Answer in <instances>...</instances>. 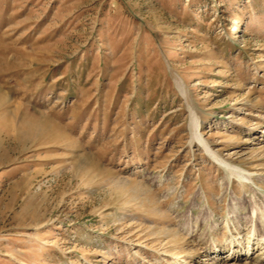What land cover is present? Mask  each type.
<instances>
[{
	"label": "rangeland",
	"instance_id": "obj_1",
	"mask_svg": "<svg viewBox=\"0 0 264 264\" xmlns=\"http://www.w3.org/2000/svg\"><path fill=\"white\" fill-rule=\"evenodd\" d=\"M253 208L264 0H0V264H259Z\"/></svg>",
	"mask_w": 264,
	"mask_h": 264
},
{
	"label": "bare ground",
	"instance_id": "obj_2",
	"mask_svg": "<svg viewBox=\"0 0 264 264\" xmlns=\"http://www.w3.org/2000/svg\"><path fill=\"white\" fill-rule=\"evenodd\" d=\"M183 89V88H182ZM193 128H194V131H193V134H194V137L198 140V142L204 147V149L208 152V154H210L221 166H223L227 171H230L231 172V174H234V175H236L238 178H239V180L242 182V184L243 183H245V182H248V183H251L252 181H254V179H253V177H251V175H250V172H246V170L244 169V168H242V167H240V166H238V165H236V164H233V163H231V162H229V161H226L225 159H223V158H221V157H219V155L216 153V151L210 146V144L208 143V141H206V139L203 137V134L201 133V131H200V122L194 117L193 118ZM235 176V177H236ZM232 198V197H231ZM238 199V198H237ZM256 199V198H255ZM249 200V199H248ZM259 204V203H258ZM254 205V204H253ZM236 206V205H235ZM242 207V206H241ZM234 208V207H233ZM245 209L247 208V207H244ZM261 208V207H260ZM257 209V208H256ZM256 209H254L253 208V210H251V215L249 216L250 217V219H252L251 221H253V223L255 222V220L256 219H259L258 221H262V223H263V221H264V218L263 217H261V215H260V213H259V215L257 214V211H256ZM259 209V208H258ZM235 210H238V209H232V211H231V213L233 212V211H235ZM248 210V209H247ZM241 211V210H240ZM253 211V212H252ZM262 211V210H261ZM230 212V211H229ZM258 212H259V210H258ZM237 213V212H236ZM245 213H247V212H245ZM245 213H243L244 215H245ZM261 214H262V212H261ZM263 214H264V212H263ZM262 214V215H263ZM243 215V216H244ZM247 216H248V213L246 214ZM236 216V215H235ZM235 216H234V218H235ZM240 216V215H239ZM264 216V215H263ZM231 217V216H230ZM237 217V216H236ZM233 218V219H234ZM238 218V217H237ZM236 219V218H235ZM239 219V218H238ZM241 219V218H240ZM245 220V219H244ZM236 221V220H235ZM243 221V220H242ZM241 221V222H242ZM246 221V220H245ZM251 221H250V223L249 224H251ZM248 222V221H247ZM236 223V222H235ZM252 223V224H253ZM257 223V222H256ZM232 224V223H231ZM234 224V223H233ZM240 224V223H239ZM238 225V224H237ZM238 226H240V225H238ZM262 226V225H261ZM241 227V226H240ZM257 227V225H252V228H248V229H251V231H253V232H255L254 231V229ZM261 229V228H260ZM258 230H259V228H258ZM262 230V229H261ZM257 232V231H256ZM255 232V233H256ZM260 232V231H259ZM258 232V233H259ZM263 232V231H262ZM234 233V232H233ZM250 233V232H249ZM261 233V232H260ZM260 233H259V237L257 238L255 235H253V238H250V240H248V242H249V244H250V242L252 241V245H251V247H253V244H255L256 246L257 245H259V246H261L262 248H260L261 250H260V252L258 251V257H256V261H257V263H259V264H262V263H264V234L263 235H260ZM264 233V232H263ZM251 234V233H250ZM262 234V233H261ZM248 235V237H247V239L249 238V234H247ZM252 235V234H251ZM235 236V235H234ZM253 239V240H252ZM241 240V239H240ZM239 241V240H238ZM235 242H237V240H235ZM247 242V243H248ZM232 243V242H231ZM241 243V242H240ZM248 244V245H249ZM235 245V244H234ZM237 246H238V244H236ZM243 245V244H242ZM217 246V245H216ZM232 246V245H231ZM219 247V246H218ZM249 247V248H248ZM247 248H246V250H244V251H242V250H240V251H237V258L239 259V258H246V257H248V251L250 250V246H248ZM216 248V247H215ZM254 248V247H253ZM252 248V249H253ZM220 249V248H219ZM231 249V248H230ZM218 253V252H217ZM218 258V257H217ZM229 258H233V257H229ZM219 260V259H218ZM256 263V262H255Z\"/></svg>",
	"mask_w": 264,
	"mask_h": 264
}]
</instances>
